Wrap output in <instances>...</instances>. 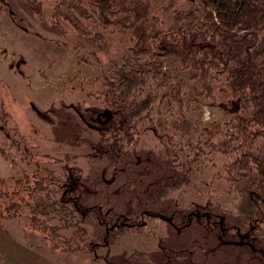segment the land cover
Masks as SVG:
<instances>
[{
  "label": "trees",
  "instance_id": "16d2710c",
  "mask_svg": "<svg viewBox=\"0 0 264 264\" xmlns=\"http://www.w3.org/2000/svg\"><path fill=\"white\" fill-rule=\"evenodd\" d=\"M85 2L99 24L109 28L107 33L129 36L128 45L116 57L106 58L92 50L80 57L98 68L91 78H85L87 88L80 84L82 93L101 102L106 110L99 114L106 123L92 154L108 155L116 172H126L116 193L137 198L133 218L140 219L139 223L134 220L120 230L142 232L150 227L151 231L149 223L162 219L179 231L193 218L205 217L198 210L187 216L180 208L170 209L166 199L192 185L193 176L202 173L214 152H219L224 177L254 195L255 213L245 240L264 264V0H197V15L183 0H164L165 9L153 17L154 28L139 34L130 30L140 25L137 11L123 0ZM187 74V78L199 80L206 98H218L215 101L221 110V116L210 121L195 119L192 131L184 125L189 121L184 112L191 107L189 97L185 98ZM5 91L4 97L11 100L0 102V130L12 134L7 138L8 150L0 145V153L10 160L14 171L0 173V224L26 216L21 220L26 234L28 228L39 230L34 224L38 215L60 220L71 215L80 204V194H73L77 190L86 196L91 193L65 153L56 157L38 150L48 138L32 116L43 120L46 114L28 110L27 97L17 103L10 89ZM164 102L178 110L181 121L171 131L156 132L163 151L150 149L135 160L127 156L126 146L134 147L140 133L147 128L157 131L156 113ZM12 149L30 164L28 169L23 164L15 168ZM56 162L65 172L62 178L47 166ZM143 176L153 177L144 185ZM204 223L209 224L208 219ZM62 225L70 226L64 220ZM56 229V225L42 224L41 238L50 247L77 249L47 238V230L60 236Z\"/></svg>",
  "mask_w": 264,
  "mask_h": 264
},
{
  "label": "rangeland",
  "instance_id": "374dc122",
  "mask_svg": "<svg viewBox=\"0 0 264 264\" xmlns=\"http://www.w3.org/2000/svg\"><path fill=\"white\" fill-rule=\"evenodd\" d=\"M123 1L137 11L140 25L130 28L137 34L152 30L153 17L165 9L164 0ZM183 1L194 15L198 14L197 0ZM106 31L109 28L99 24L85 0H0V102L7 96L5 89H10L17 103H23L27 97L28 110L46 114L43 120L32 116L46 138H51L38 150L56 157L65 153L70 163L78 167L81 183L91 193L86 196L84 191L74 192L80 194V204L62 220L38 215L34 224L39 230L28 228L23 233L21 220L26 216L4 226L0 224V264H261L258 252L255 254L245 240L255 213L254 195L240 183L224 177L219 152H214L202 173L193 176L192 185L166 199L170 209L180 208L187 216L198 210L205 212V217L193 218L179 231L162 219L149 223L151 231L150 227L142 232L120 230L134 220L139 223L140 219L133 218L137 198L116 193L126 172H116L108 155L92 154L106 123V118L99 114L106 110H102L105 108L101 102L83 95L80 86L83 83L87 88L85 78L98 71L80 60L86 51L111 58L120 55L128 45L127 34L122 37ZM96 33L102 36L97 37ZM187 77L188 74L185 98L189 97L191 107L184 112L189 120L184 125L192 131L195 119L210 121L221 116V110L215 101L218 98H206L199 80ZM9 100L5 98V102ZM177 111L164 102L156 113L157 131L147 128L140 133L134 147L126 146L127 156L135 160L150 149L163 151L156 132L173 130L181 121ZM9 134L12 132L5 134L0 130V145L7 150ZM11 151L16 169L20 164L30 167L17 151ZM47 166L57 177L64 176L58 162ZM13 171V164L0 153V173ZM152 177L143 176L142 184ZM63 220L70 224L68 228L62 225ZM42 224L57 226L60 236L45 232L53 243L62 240L63 246L77 249L50 247L48 240L41 238ZM61 236L70 241L64 242Z\"/></svg>",
  "mask_w": 264,
  "mask_h": 264
}]
</instances>
